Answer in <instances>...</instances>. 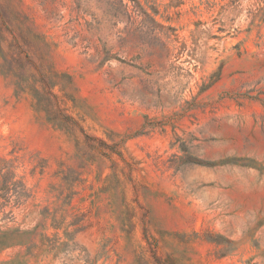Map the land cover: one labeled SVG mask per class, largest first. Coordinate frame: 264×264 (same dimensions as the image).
Returning <instances> with one entry per match:
<instances>
[{
    "label": "rangeland",
    "instance_id": "rangeland-1",
    "mask_svg": "<svg viewBox=\"0 0 264 264\" xmlns=\"http://www.w3.org/2000/svg\"><path fill=\"white\" fill-rule=\"evenodd\" d=\"M0 264H264V0H0Z\"/></svg>",
    "mask_w": 264,
    "mask_h": 264
}]
</instances>
